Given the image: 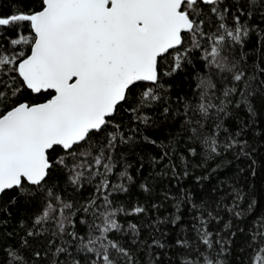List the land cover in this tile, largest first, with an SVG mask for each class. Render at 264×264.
Returning a JSON list of instances; mask_svg holds the SVG:
<instances>
[{
    "label": "snow or ice",
    "instance_id": "1",
    "mask_svg": "<svg viewBox=\"0 0 264 264\" xmlns=\"http://www.w3.org/2000/svg\"><path fill=\"white\" fill-rule=\"evenodd\" d=\"M14 3V12L0 15V196L15 192L26 202L43 197V207L19 248L5 249L6 264H139L137 253L144 249L150 256L148 264H164L156 250L168 247L166 242L154 236L142 239L141 226L128 222L125 227L116 218L147 211L143 206L131 211L114 207L110 198L114 192H126L123 181L132 180L127 173L131 165L116 173L120 183L109 179L117 163L115 150L135 142L116 117L124 109L143 125L144 133L156 129L159 122L148 110L163 99V78L191 66L197 71L198 100L185 102L183 110L189 140L198 142L207 156L219 155L221 147L248 156V142L237 139L240 132L230 134L224 145L216 136L221 129L228 131L224 119H239L241 108L255 115V101L264 98V58L249 75L246 64H241L247 57L236 51L243 49L250 32L264 41L260 35L264 29L248 23L256 13L264 21V0ZM197 57L209 70L207 75L197 69ZM26 93L38 99L24 98ZM168 112L164 106L162 115L167 117ZM213 115L217 131L205 136L204 122ZM142 139L145 145L164 147L150 134ZM188 151L197 155L195 148ZM168 155L165 151L160 158ZM55 170L65 172L77 189L93 184V196L80 208L65 201L49 186ZM141 187L149 191L146 185ZM232 191V206L224 207L239 220L243 211L237 210L238 202L243 196L235 187ZM16 202L13 197L9 203ZM222 204L223 200L217 208ZM191 207L198 213V226L193 225L196 237L191 242L187 236L176 238L175 246L184 252L180 264H225L231 238L237 235L231 231L232 222L224 225L229 229L225 239L208 227L213 220L220 222L218 214L203 204ZM178 220L180 216H175L172 223ZM164 222L158 219L155 224ZM78 225L85 226L83 235ZM30 240L44 243L34 247ZM244 245L252 252L250 264H264V218L253 224ZM26 251L30 256L23 254Z\"/></svg>",
    "mask_w": 264,
    "mask_h": 264
},
{
    "label": "trees",
    "instance_id": "2",
    "mask_svg": "<svg viewBox=\"0 0 264 264\" xmlns=\"http://www.w3.org/2000/svg\"><path fill=\"white\" fill-rule=\"evenodd\" d=\"M26 2H32V0H26ZM34 6L38 8L39 4L35 3ZM16 7L14 0H0V15L10 14L16 10ZM259 16L260 14L256 13L255 19L249 20L248 23L264 29V21ZM260 35L264 36V33ZM236 51L239 55L247 57L246 60L241 61V64H246L248 74L253 75L257 64L264 58L262 56L264 41L258 39L255 31L250 32L243 49L237 48ZM194 63L201 74H208L209 70L201 67L203 62L199 60V57ZM166 68L167 65L164 70ZM196 75L197 71L189 66L186 71L163 78L162 82L166 89L161 93L163 99L148 110V114L159 122L158 127L149 130V133L143 132V125L134 122L130 113L124 109L120 110L116 122L122 124L126 135L135 137V142L117 146L114 153L117 163L109 179L113 184L120 183L116 173L125 171L126 165H131L127 167V173L132 176V180L123 181L128 189L126 192H114L110 198L114 200V207H123L131 211L136 206H143L147 210L145 214L139 216L120 214L116 218L125 227L128 222L141 226L142 239L149 240L154 236L166 242L168 247L156 250L164 264H168L169 260L171 264H180L184 252L175 246L177 237L187 236L190 242L196 237L193 225L198 226L195 219L198 213L197 210L192 209V203L203 204L213 210L214 215L218 214L222 218L219 223L213 220L208 227L213 233L219 231L225 239L229 238V229H225L224 225L229 221L232 222L231 231L236 232L237 235L231 238L233 243L224 257L225 264H250L249 257L252 252L245 247L244 241L253 224L264 218V98L255 101V115L241 108L237 113L239 119L234 116L224 119L223 125L228 131L221 129L216 136L219 144L224 145L230 134L234 136L240 132L237 139L248 142L246 151L249 155H241L235 148L225 150L221 147L219 155L207 156L198 142L189 140L190 133L183 118L185 102L194 104L198 100ZM24 98L38 99L27 93ZM39 99L42 100L43 97ZM164 106L169 109L167 117L162 115ZM216 123L214 115L204 122L203 135L212 136L216 133ZM132 129H139V131L132 132ZM143 134H150L157 140V144H163L164 147L145 145L142 139ZM190 148H195L197 155L193 156L188 151ZM165 151L169 155L161 159ZM253 161H255L254 164ZM253 169L256 172L255 176L252 175ZM141 185H146L149 191H145ZM49 186H54L55 192L65 201L73 203L76 208H80L94 194L93 184L86 183L82 189H77L68 182L66 173L62 170L53 172ZM234 187L243 196V200L238 202L237 210L243 211V216L239 220L224 207L232 206ZM189 194L191 202L188 200ZM13 197L17 198L15 204L9 203ZM221 200L223 204L217 208ZM42 201L43 197L37 201L26 202L15 192H7L0 196V264H6V248H19L20 240L31 227L33 218L42 210ZM154 204L158 208H153ZM177 204H179V210H177ZM250 204L253 205L251 209H249ZM5 207L7 212L3 211ZM175 216H180V220L173 224L172 219ZM158 219L165 222L156 225L155 222ZM4 220L8 223L4 224ZM21 221L24 222L23 227H21ZM50 227L54 228L52 225ZM78 227L82 229L83 235L86 232L85 226L78 225ZM157 227L159 231L156 230ZM238 228L245 229V232L240 233ZM162 233L166 235L162 237ZM65 239L70 238L65 237ZM43 243V241L35 243L30 240V244L34 247H42ZM242 248L244 250H241ZM23 254L30 256V251ZM137 254L139 264H148L150 256L147 249L138 250Z\"/></svg>",
    "mask_w": 264,
    "mask_h": 264
}]
</instances>
